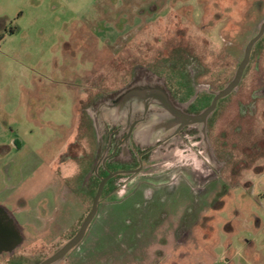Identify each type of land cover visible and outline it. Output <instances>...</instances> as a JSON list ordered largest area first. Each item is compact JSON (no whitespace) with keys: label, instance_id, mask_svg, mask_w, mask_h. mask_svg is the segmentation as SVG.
Segmentation results:
<instances>
[{"label":"rangeland","instance_id":"rangeland-1","mask_svg":"<svg viewBox=\"0 0 264 264\" xmlns=\"http://www.w3.org/2000/svg\"><path fill=\"white\" fill-rule=\"evenodd\" d=\"M147 1L0 0V174L29 176L7 206L25 232L23 244L34 245V262L59 249L91 208L94 190L59 194L61 179L75 169L67 146L73 133L84 149L94 145L93 122L79 115L91 85H110L123 78L122 69L147 79L162 75L174 85L181 66L191 81L192 66L202 61L211 65L212 82L223 86L264 19V0H226L229 9L219 13L211 10L212 4L223 8L217 0H187L191 13L180 10L181 0H152L156 11L150 13ZM259 46L229 109L212 122L209 137L222 154L209 193L194 203L181 184L165 205L167 216L158 221L150 209L136 236L129 201L111 202L60 264H264V39ZM83 161L80 182L90 169ZM179 162L155 157L151 181L164 179ZM182 217L190 230L177 246L174 230Z\"/></svg>","mask_w":264,"mask_h":264},{"label":"flooded vegetation","instance_id":"flooded-vegetation-1","mask_svg":"<svg viewBox=\"0 0 264 264\" xmlns=\"http://www.w3.org/2000/svg\"><path fill=\"white\" fill-rule=\"evenodd\" d=\"M172 1L169 0L168 2ZM181 1L187 2V0ZM225 1L217 0L215 4L221 3L223 8H215L212 4L211 10L214 9L217 13L226 11L230 6L224 4ZM186 2L180 7V10L185 8L191 13L192 4L188 2L186 4ZM199 7L198 10L203 12L204 7ZM147 9L150 13L156 11L155 3L152 0L147 1ZM138 11L141 13L143 9L139 8ZM261 21L263 19L260 20L259 26ZM259 26L257 32L250 39L259 33ZM263 39L264 32L258 37L249 52L248 62L243 67L239 83L252 60L253 51L255 48H260L259 45ZM248 42L244 46V51ZM242 58L243 54L241 60ZM241 60L237 67H239ZM185 62L183 61L182 64ZM210 66L205 65V62L202 63V61L196 62V65L191 68V71L194 72L191 81L185 79L183 66H181L180 75L177 76L178 79L174 85H170L166 77L162 75L154 74L153 79L150 75V79H147L141 73L122 69L121 71L124 70L121 73L123 78L120 76L121 79H119L118 77L117 80L111 81L110 85H105L99 81L100 86L91 85L92 89L79 100V104L84 105L79 115L85 119L89 117L93 122L94 145L92 147L86 146L84 149L83 144L78 145L77 143L69 148L72 151L73 157L71 158L74 159L75 169L69 171L70 176L66 177V180L61 179L62 185L60 184L59 194L62 198L64 192L67 196L73 194L84 196L90 194V190H94L90 211L94 201H96V211L85 228L81 241L65 254L59 264L66 259L70 251L83 243L87 237V231L92 227L99 214L108 210L111 202L119 204L129 201L131 213L135 214V221L130 223L134 228L131 236L134 234L136 236L139 226H142V222L150 209L155 210L152 217H156L158 221L164 219L165 213L167 216L168 212L165 205L170 197L176 194L175 192L181 184L191 190V194L194 196L190 200L194 203H198L205 197V191L209 193V181L214 179L213 175L218 176L219 174L221 164H217L222 154L214 150L210 140L211 125L212 122L216 123L217 116L221 112H224L226 108L229 109L228 100L239 84L230 93L216 99V93L233 80L237 67L231 81L223 86H218L212 82ZM228 67L229 65L226 64V68ZM228 72L230 73L229 70ZM206 78L210 79L209 82L204 80V82H200ZM158 82H162L161 87L164 88V91ZM165 93L170 104L163 101L166 97ZM153 97L157 101H150ZM214 99L216 100L212 113L202 119V113L212 105ZM242 110L244 112V107ZM196 141L199 144L197 149L193 145V142ZM253 149L255 150V147ZM90 155L92 156L90 157ZM162 155L171 156L174 159L179 158L180 162L177 165H170L171 169H168L164 179L151 181L148 173L150 167L148 166L152 164L155 157L161 158ZM83 160L90 169L85 168L86 177L80 182L79 177L83 168L78 161ZM167 161L173 162L169 159ZM146 162L149 163H147L148 166H146ZM224 164L226 165L225 161H223ZM187 167H190L196 175L189 172ZM194 177L197 181L200 180V184L194 182ZM73 180H76L77 184ZM193 183L197 185H193ZM216 204L217 206L222 205V201H218ZM196 214L192 216L191 220ZM85 217L81 220L79 227H81ZM201 217L203 216L200 215ZM8 222V217L0 213V224H7ZM189 224L183 217L178 219L174 234L183 241L179 240L177 246L188 239ZM204 226H200V230ZM14 227L23 235V240L12 253H1L0 263L4 261L2 264H27V262L39 264L40 261L48 258L50 254L34 262L33 260L36 258L30 251L34 245L23 244L26 242L25 232L23 233L16 221ZM79 227L77 228L79 229ZM78 229L70 235V238L77 233ZM68 231L70 232V229ZM60 236L61 234L57 233V238Z\"/></svg>","mask_w":264,"mask_h":264},{"label":"water","instance_id":"water-1","mask_svg":"<svg viewBox=\"0 0 264 264\" xmlns=\"http://www.w3.org/2000/svg\"><path fill=\"white\" fill-rule=\"evenodd\" d=\"M259 27H260L259 33L250 39V41L248 42L245 48V51L243 53V58L239 64V67H237L236 69L233 80L231 81V83H229L228 85L226 84L221 90H219L216 93V99L230 93L239 83L243 67H245L248 62L249 52L251 51V48L253 44L255 43V41L264 32V19L263 21H261ZM158 85H160L161 87V85L163 84L162 82H158ZM161 89L163 90L164 88L161 87ZM216 99L213 100V103L211 106L207 107L204 110V112L201 115L202 119H204L206 116L212 113ZM154 100H155L154 97L150 99V101H154ZM163 101L166 102V104H170L169 100L167 99V94H166V97L163 99ZM95 211H96V201L93 202L91 211H89L88 215L85 217L77 233L74 234V236L71 237L66 243H64L59 249H57L51 256H49L47 259H44L43 261H40L39 264H57V263L59 264V262L64 258L65 254L74 245H76L77 243L81 241L84 235L85 228L87 227L90 219L93 217ZM0 213L5 214V216L8 217L9 219V222L7 224H0V254L3 252L12 253L14 249L18 246V244L23 240V235H21V233H19L15 229L14 222L16 220L14 219L12 215L7 214L8 211L6 210L4 206L0 205Z\"/></svg>","mask_w":264,"mask_h":264},{"label":"crops","instance_id":"crops-1","mask_svg":"<svg viewBox=\"0 0 264 264\" xmlns=\"http://www.w3.org/2000/svg\"><path fill=\"white\" fill-rule=\"evenodd\" d=\"M74 123H75V119H74ZM73 131H74V129H73ZM73 134H74L73 136H75V137L73 138L72 141H70L67 144L68 147L77 144L76 143V141H77L76 135L78 134V131L74 132ZM17 148L19 149L20 146L18 145ZM33 172H34V170H33ZM0 173H1V171H0ZM11 175L12 174L5 175L6 177L4 178V176L1 177V174H0V205L4 206L6 208V210L8 211L7 214L10 213L9 215H12V213L14 211L13 208L11 209L9 206H7V201L9 200V197H11L17 190H19L21 188L22 184L24 183L23 181L29 177V176H23L20 179H14V177H11ZM20 200H18V202H20ZM17 209H19V208L17 207Z\"/></svg>","mask_w":264,"mask_h":264},{"label":"trees","instance_id":"trees-1","mask_svg":"<svg viewBox=\"0 0 264 264\" xmlns=\"http://www.w3.org/2000/svg\"><path fill=\"white\" fill-rule=\"evenodd\" d=\"M70 147H71V146H70ZM68 151H70L69 148H68Z\"/></svg>","mask_w":264,"mask_h":264}]
</instances>
